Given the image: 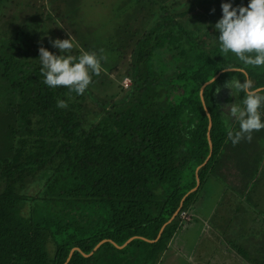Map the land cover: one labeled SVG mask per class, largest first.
Returning a JSON list of instances; mask_svg holds the SVG:
<instances>
[{
	"label": "trees",
	"instance_id": "16d2710c",
	"mask_svg": "<svg viewBox=\"0 0 264 264\" xmlns=\"http://www.w3.org/2000/svg\"><path fill=\"white\" fill-rule=\"evenodd\" d=\"M9 1L0 0V14ZM48 1L17 5L15 27L0 33V264H159L191 224L201 228L193 262L215 264V256L205 260L214 248L202 236L223 233L221 220L246 258L234 247L228 260L264 264V208L255 197L264 128L236 144L227 138L223 115L242 96L225 87L240 75L227 68L240 65L220 50L213 27L222 2L248 0ZM59 20L75 28L63 55L100 58L80 95L43 83L38 49L61 54L51 49ZM246 71L264 87V66Z\"/></svg>",
	"mask_w": 264,
	"mask_h": 264
},
{
	"label": "clouds",
	"instance_id": "9594fccd",
	"mask_svg": "<svg viewBox=\"0 0 264 264\" xmlns=\"http://www.w3.org/2000/svg\"><path fill=\"white\" fill-rule=\"evenodd\" d=\"M220 10L221 17L213 25L218 32L215 40L220 50L233 54L240 65L227 68L240 75H233L225 87L230 89L231 95L242 96L237 103L228 105L227 115H223L229 125L227 138L236 144L242 137L250 139L253 130L264 128L259 110L264 105V87H254L246 71V66H264V0H248L246 6L222 2ZM51 43L61 54L50 53L43 47L38 49L43 83L49 87L65 86L80 95L89 85L91 75L100 71V58L95 52L84 50L75 58L63 55L64 50L73 47L70 35ZM216 91L219 92V88ZM57 106L64 107V101L58 100ZM230 120L238 123L237 129L231 127Z\"/></svg>",
	"mask_w": 264,
	"mask_h": 264
},
{
	"label": "rangeland",
	"instance_id": "374dc122",
	"mask_svg": "<svg viewBox=\"0 0 264 264\" xmlns=\"http://www.w3.org/2000/svg\"><path fill=\"white\" fill-rule=\"evenodd\" d=\"M29 0H11V1H9L8 3H7V8H5L3 11H2V14H0V33H1V31H3L4 33L6 32L7 33V31H9V28H14L15 27V23H16V17L17 16H12V15H14L16 12H15V8L17 7V5H19V4H23L24 6H23V11L25 10V8H27V6L25 5V3H27ZM36 1V3L39 5V4H41V5H45V4H47L48 5V2H50V1H48V0H35ZM40 6V5H39ZM47 9L48 10H50V11H52V8H50V7H47ZM15 12V13H14ZM14 13V14H13ZM17 14V13H16ZM57 28V27H56ZM58 30H57V34H56V36L54 37V39H67L68 37H69V35H70V37L73 39V40H75V35L73 34V31L75 30V28L73 29V27H71L70 25H68V26H65L64 24H63V22L62 21H58ZM8 34V33H7ZM2 35L0 34V37H1ZM51 49H54V47L51 45ZM60 54V53H59ZM118 72H114L113 74L112 73H109L108 72V77L110 78V79H115V77H116V74H117ZM122 86H123V88H124V90H126V89H128L129 88V86H130V80L129 79H125L122 83ZM116 91V90H115ZM114 91V92H115ZM113 92V90H108L107 91V93L108 94H111ZM117 92V94H118V97H120L121 95H123V90H118V91H116ZM1 106V105H0ZM0 110H2V108L0 107ZM198 169V168H197ZM45 181H46V177H41V178H38L37 180H35V182L34 183H32L31 185H30V188H32L31 189V192H29V193H34V191H33V188H38V187H40V186H43L44 185V183H45ZM258 190V192H260V193H262L261 194V196H258V193H257V196H255V197H257L258 199H259V201L261 202V205H262V207L264 208V176H263V179H262V181H261V183H260V185H259V188L257 189ZM209 193H210V196L211 195H213L216 191L215 190H209L208 191ZM255 192H257V191H255ZM212 197H214L215 198V195L214 196H212ZM212 197L209 199V201H211L212 202ZM206 202H207V205H208V203H210L208 200H205ZM259 202V203H260ZM216 203V202H215ZM216 204H218V202L216 203ZM259 206H260V204H259ZM261 207V206H260ZM261 207V208H262ZM206 212L208 213V210H206ZM240 214V213H239ZM238 214H236V216H237ZM182 216H183V214H182ZM239 219H242V218H240L239 217ZM239 219H237V221L236 222H240L239 221ZM237 225V224H236ZM238 227L239 226H241V225H237ZM256 226H258L257 224H256ZM194 231V228H190L189 227V225H186V226H184L183 228H182V230H181V233H180V238H182V242H181V245H179L180 247L179 248H183V249H185V246H184V243H186L184 240L186 239V235H185V233H187L188 231ZM241 232V231H240ZM213 236V237H210V238H212V239H216L217 240V246H220V242L221 243H223V244H227L228 245V241L226 240V238H225V234L223 235V233L222 232H215V231H212V232H210V234H204L202 237L204 238V239H208V237L209 236ZM206 237V238H205ZM203 239V240H204ZM206 239V240H207ZM205 240V241H206ZM115 245V244H114ZM199 245L200 244H198L196 247H195V251H194V253H193V255H192V258H190L189 259V257L191 256V252H192V250L190 251H186L185 253H182V254H180V255H176L177 253H179L177 250V248L175 249L174 247V249H172V250H174V252L172 253V255H170L171 254V251H170V249H169V251L170 252H168L167 254H166V256L168 257L167 259H165L164 260V262L163 263H160L159 262V264H195L194 262H192V261H194V257H196V255H197V252L198 251H200L198 248H199ZM232 246V245H231ZM115 247H116V245H115ZM234 247H235V249H234ZM212 248H214V247H212ZM254 248V246H251L250 247V251H251V253H252V255L254 256L253 257V259L254 260H256V262L258 261L259 262V260H260V257H258V256H256L255 255V253H253V251H252V249ZM234 249V250H233ZM256 249H258L259 250V247L258 248H256ZM228 250H233V252H238L237 253V256H235L236 258H238L240 261H242V260H245L246 258H245V256L244 255H241L243 252L241 251V250H239V249H237V245L235 246L234 244H233V246H232V248L231 247H229L228 248ZM259 254H260V252H258ZM182 255V256H181ZM261 260H263L264 259V255L263 254H261ZM253 263V262H252ZM234 264V263H233ZM235 264H240V263H235ZM241 264H245V263H242L241 262ZM247 264H250V263H247ZM254 264H257V263H255L254 262Z\"/></svg>",
	"mask_w": 264,
	"mask_h": 264
},
{
	"label": "crops",
	"instance_id": "0c3cea01",
	"mask_svg": "<svg viewBox=\"0 0 264 264\" xmlns=\"http://www.w3.org/2000/svg\"><path fill=\"white\" fill-rule=\"evenodd\" d=\"M221 220V219H220ZM219 220V221H220ZM199 225L198 224H191L189 225L190 228H194V231L190 230L188 231L187 233H185L186 235V239L184 240L186 243H184V246H185V249H181L179 248L181 245V242H182V238H180V233L177 235L178 239H175V241L173 242V245L171 247H174L175 249L177 248L178 252L176 255H180L182 253H185L186 251H191V248L195 247V244H197L198 242V232L197 230L199 231L201 228L198 227ZM215 228H218L219 230H223V233H225L226 235L231 232L229 230H231L230 226L223 223V220L220 221V223L218 224V227H215ZM233 236V234H232ZM226 240L228 241V245L225 243H221L220 242V246H217V240L216 239H207L205 242H207L208 246H211V247H214V249L212 250V252L210 253H206V256L208 257H205V260L206 261H212L209 257L210 256H215V264H222V262H229L230 264H232L233 261H238L237 259H234V258H230L228 260L227 257H229V251L226 247L229 248V245L231 247V245H233V243L236 241V238H226ZM197 242V243H196ZM174 252V250L171 251V254ZM238 253V252H237ZM192 258V255L189 257V259ZM193 262V261H192Z\"/></svg>",
	"mask_w": 264,
	"mask_h": 264
},
{
	"label": "water",
	"instance_id": "95a60500",
	"mask_svg": "<svg viewBox=\"0 0 264 264\" xmlns=\"http://www.w3.org/2000/svg\"><path fill=\"white\" fill-rule=\"evenodd\" d=\"M223 71H226V70H223ZM223 71H221L220 73H222ZM219 73V74H220ZM218 74V75H219ZM218 75H216V76H214L210 81H208V82H206L204 85H203V87L201 88V92H202V89L206 86V85H208V84H210L211 82H213L217 77H218ZM207 114H208V112H207ZM210 118V117H209ZM208 128L210 129L211 128V119H209V126H208ZM208 141H209V144H210V148H212V145H211V139H210V136H209V134H208ZM207 160H208V158H207ZM206 160V161H207ZM205 164V163H204ZM198 185H199V181H198V178H197V186L193 189V190H191L190 192H192V191H194L197 187H198ZM181 206H182V204H181ZM180 206V207H181ZM180 207H179V209H178V211L180 210ZM178 211L174 214V216L172 217V219L177 215V213H178ZM172 219L169 221V222H171L172 221ZM169 222H167L166 224H168ZM165 224V225H166ZM161 232H162V230H161ZM160 232V233H161ZM135 238H137V237H133V238H130L123 246H117L116 244V247L117 248H123L126 244H128L130 241H132L133 239H135ZM144 240H146V241H148V242H154V241H150V240H147V239H144ZM107 240H103L102 242H100L95 248H94V250H93V252L102 244V243H104V242H106ZM75 249H73L72 250V252L74 251ZM72 252H71V254H72ZM93 252H91L89 255H91ZM86 256H88V255H86Z\"/></svg>",
	"mask_w": 264,
	"mask_h": 264
}]
</instances>
